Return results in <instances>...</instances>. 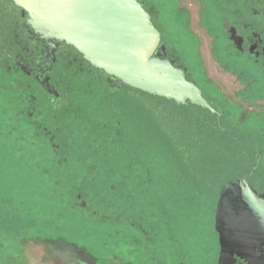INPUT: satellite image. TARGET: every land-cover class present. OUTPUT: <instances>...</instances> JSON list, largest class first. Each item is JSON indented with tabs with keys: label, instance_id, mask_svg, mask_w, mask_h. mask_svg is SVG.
<instances>
[{
	"label": "rangeland",
	"instance_id": "1",
	"mask_svg": "<svg viewBox=\"0 0 264 264\" xmlns=\"http://www.w3.org/2000/svg\"><path fill=\"white\" fill-rule=\"evenodd\" d=\"M139 1L182 61L193 67L200 61L206 76L243 106L239 113H251L246 93L234 94L240 87L235 76L223 72L212 53L224 0ZM3 79L0 73V264H168L174 250L176 262L178 252L185 257L191 251L185 243L210 236L222 180L251 168L248 121L220 132L210 117L205 124L198 113L188 120L179 113L176 140L169 141L158 132L166 134L160 124L168 122L166 110L159 109L158 117L151 95L136 102L131 91L128 113L137 106L144 113L142 155L138 165L127 166L134 177L81 180L74 150L29 146V136L9 112ZM133 126L135 121L126 131Z\"/></svg>",
	"mask_w": 264,
	"mask_h": 264
},
{
	"label": "flooded vegetation",
	"instance_id": "2",
	"mask_svg": "<svg viewBox=\"0 0 264 264\" xmlns=\"http://www.w3.org/2000/svg\"><path fill=\"white\" fill-rule=\"evenodd\" d=\"M216 23L212 53L223 72L235 76L233 80L240 87L234 94L246 93L245 100L251 101L247 112L251 113H239V109L245 110L243 106L206 76L200 61L194 67L182 61L176 48L162 39L159 29L160 44L165 46L166 54L174 64L186 68V77L197 83L215 111L154 95L152 102L158 107L155 110L158 117L159 109L166 110L162 113H167L173 141L179 113H185L184 120L190 118L188 114L202 113V123L206 124V117H210L216 122L211 127L220 132L248 121L251 168L248 173H235L222 180L209 217L210 236L185 243L186 250L191 251L185 257L178 252L181 259L176 262L174 250L173 257L165 259L168 264H264L263 213L251 215L250 237L242 230L227 236L215 228L216 204L226 182L245 178L256 196L264 201V163L261 166L264 162V0H224ZM0 73L4 75L2 82L9 112L29 136L31 148L74 150L72 162L81 180L121 181L134 177L127 174V166L138 165V156L142 155L144 113L138 110L139 106L136 113H128V97L129 92L135 91L138 102L144 94H150L113 81L71 45L59 43L53 48L40 40L27 23V13L12 0H0ZM134 121L135 126L127 132L128 125ZM133 150L136 161L132 158ZM229 218L227 215L226 220ZM156 264H164V260Z\"/></svg>",
	"mask_w": 264,
	"mask_h": 264
},
{
	"label": "water",
	"instance_id": "3",
	"mask_svg": "<svg viewBox=\"0 0 264 264\" xmlns=\"http://www.w3.org/2000/svg\"><path fill=\"white\" fill-rule=\"evenodd\" d=\"M12 1L27 13V23L40 40L53 48L59 43L75 47L122 86L215 111L197 83L186 77V68L166 54L160 31L141 1ZM258 160L259 153L255 165ZM262 207L264 201L245 178L228 181L217 200L215 228L227 236L242 230L250 237L251 215H264Z\"/></svg>",
	"mask_w": 264,
	"mask_h": 264
},
{
	"label": "trees",
	"instance_id": "4",
	"mask_svg": "<svg viewBox=\"0 0 264 264\" xmlns=\"http://www.w3.org/2000/svg\"><path fill=\"white\" fill-rule=\"evenodd\" d=\"M182 107V106H181ZM192 114V113H191ZM193 114H195V113H193ZM201 114L202 113H198L197 115H198V117H200L201 116ZM164 119V118H163ZM163 119L161 120V121H163ZM161 125H162V127H165V132L164 133H166V134H163L162 132H160V131H158L159 132V135H162V136H164L165 138H167L169 141H172L173 139L171 138V136H170V134H169V130H168V123L166 122L165 123V121H163L162 123H160ZM167 124V125H166ZM153 130H154V128H153ZM143 131H144V128H142V135H143Z\"/></svg>",
	"mask_w": 264,
	"mask_h": 264
}]
</instances>
